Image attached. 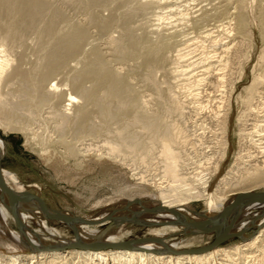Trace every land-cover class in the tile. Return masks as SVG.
Returning <instances> with one entry per match:
<instances>
[{
	"label": "bare ground",
	"instance_id": "obj_1",
	"mask_svg": "<svg viewBox=\"0 0 264 264\" xmlns=\"http://www.w3.org/2000/svg\"><path fill=\"white\" fill-rule=\"evenodd\" d=\"M68 1L75 7V11L90 10L88 19L97 24L101 32H111L114 24H120L123 37L110 36L112 44L124 59L136 58L141 61L139 70L142 72V77L154 89L167 111L175 104L179 109L185 107L172 82H175V87L178 86L181 77L187 74L189 68L191 69L188 65L196 63V60L191 61L192 58L194 59L192 55L199 47L205 48L204 41L211 38L214 32H219L220 37L215 41L219 45L224 44V47L227 41L222 42L224 39L222 34L227 33L228 37H233L231 39L234 41L233 45L229 46L230 41L229 47L224 50L227 53L236 47V52L244 56L242 51L247 45L260 46L257 56L259 71L254 75L251 83L236 96V101L241 105L236 115L237 124L240 126L241 139H239L243 145H246L242 150H246L247 146L251 148L247 149L246 155H240L239 158L242 160L235 168V172L228 173L229 175L222 179L221 185L224 184V187L222 186L224 189L220 191L218 188L211 195L207 192L210 177L204 176L207 174H202V171L191 175L187 159L183 158L176 147L181 137L185 141L191 140L190 137H199L197 129H190L182 123L177 130L174 128L172 130L166 115L152 112L149 107L151 101L145 99L142 92L135 89L126 77L108 64L103 54L105 50L102 52L96 46L89 47V29L82 22L78 23L69 18L73 11L68 16L64 7L48 0H0V116L4 117L2 122L0 121L1 125L5 126L6 130L24 131L33 130L36 125L40 133L32 131L31 134L42 147L44 146L43 148L49 149L53 143H60L65 147L66 152L76 159L82 153L89 154L92 144L86 141L98 137L102 131L114 138L106 139L112 155L128 156L143 163L149 162V154H153L151 152L159 144L161 145L159 151L163 157V168H161L164 172L163 177L168 179L170 185L169 188L159 186V194L155 198L157 200L148 202V199L143 198L148 201L142 199L127 204L124 209L129 212L123 211L119 213L120 216L112 212L85 219L35 203L29 195L23 193L25 187L19 177L3 169L0 162V200L11 212L19 229V232L12 231L11 235H7L9 242L3 241L0 244V264H264V201H254L253 195L255 193L264 195V191L240 195L232 203L228 199V196L235 193L256 190L264 186V91L261 89L264 88V0H231L233 10L230 16H227L228 25L224 23L227 26L222 24L221 19V24L210 23L213 10L209 13V10L201 8L199 11L203 10L202 13L196 14L193 11L198 8L196 7L186 13L185 30H179L176 27L178 23H175L174 32L169 28H167L169 31L160 29L162 22L167 19L166 15L174 9L170 6L172 8L170 10L164 6L167 0H120L119 2L126 3L123 4L126 6L125 18L118 16L117 8L112 6L116 0ZM179 1L175 0V3ZM192 1L194 3L199 0ZM99 8L108 10L110 14L101 15ZM148 13L154 16L155 21L153 23L152 20L151 25L157 28L154 31L156 35H151L145 24L140 32L134 29V22L141 20ZM175 14L177 16V13ZM77 21H80V18ZM188 29L192 31L187 32ZM256 29L259 33L258 39H255ZM31 32L43 46L34 59H27L26 49L30 45L27 39L28 33ZM191 33L203 38L200 41L202 44L198 42L197 47L191 48L195 44L187 43L194 38L190 36ZM195 40L193 41L196 42ZM219 57L221 59L219 58L218 61L216 58V60L221 68L216 67V70L218 69L216 74L219 76H215V81L219 92L222 91L220 94L225 98L220 105L227 107L224 111L219 110L216 115L224 118V128L227 133L234 103L232 98L235 83L230 84V77L228 78L230 74L228 75L225 70L230 61L228 55L220 54ZM205 58L207 60L206 56ZM187 59L190 63L185 64ZM205 62L204 65H209ZM186 66L189 68L187 69ZM210 68L213 69V66L207 67L206 71ZM160 73H163V80L159 76ZM200 76L199 79L192 77L196 80L190 81L191 84L196 87H201L203 82L205 84L206 77L200 78ZM170 80H173L171 84ZM188 93L190 91L186 95ZM201 106L203 107L204 104ZM184 115L182 111L181 117L184 118ZM50 130L56 132V138L50 137ZM225 144L227 146V140ZM5 145L0 137V161ZM225 156L226 149L222 154V160ZM219 166L220 164L215 168V172L219 170ZM180 186L186 189L185 193L181 192V194L177 191ZM201 197H209L210 212L201 214L194 212L193 214L197 216L195 219L184 208L186 204L184 199ZM12 198L15 214L12 212ZM131 205L136 207L130 209ZM114 216L124 222L155 226L151 229L152 236L116 242L105 239L102 241L101 238V241L98 240L99 238L93 239L91 234L93 231L88 230V225L99 224ZM30 217L36 221L39 229L27 225L26 219ZM46 219L64 221L74 232V240L66 241L60 231L51 227ZM121 221H117V224H121ZM251 228L258 229L249 235L248 231ZM179 231L206 233L209 238L198 247L178 250L175 246L179 240H169L167 237ZM49 235L58 237L59 240L52 241ZM105 236L106 233L103 238ZM234 237L240 242L226 245L227 242L234 240ZM199 241V239L195 240V242ZM69 242H77L79 246L69 247ZM111 243H118V247L107 246ZM17 246L22 250L16 249Z\"/></svg>",
	"mask_w": 264,
	"mask_h": 264
},
{
	"label": "rangeland",
	"instance_id": "obj_2",
	"mask_svg": "<svg viewBox=\"0 0 264 264\" xmlns=\"http://www.w3.org/2000/svg\"><path fill=\"white\" fill-rule=\"evenodd\" d=\"M48 1H52L56 5L64 7L68 16L70 15L71 11H73L71 13V15L69 16V18L73 19L75 22H78V23L82 22V24L86 25L89 29V34H90L89 47L96 46L99 49H101L102 52L105 50L103 52V54H104V56H106L105 58H106L108 64L112 68L117 70L122 76L126 77L133 84L135 89L142 92L144 94L145 99H149L151 101L149 107L152 109L151 110L152 112L156 111L157 113H160V114L163 113L164 115H166V120L168 122H170V124L172 125L171 126L172 130H173V128H174V130H177L179 127H181L182 123H183V125H185V127H188L190 129H192V128L197 129L196 131H198L197 133H198L199 137H193V138L190 137L189 139H191V140H189V141H187V140L185 141V139H183L181 137L178 140V144H176V147L178 148V150H180L183 158L187 159L186 161L188 163V168H189L188 170H189V172H192L191 175L196 174L195 172H197V171L198 172L202 171V174H207L204 176L210 177L209 178L210 181L207 184V188H208L207 192L208 193H211V195H212L216 192V190L218 188H219L218 190H220V191L222 189H224L223 188L224 184L221 185L222 179L227 177L229 175L228 173L232 174L235 172V168H237L238 163L241 162V160H242V159L240 160V158H239L240 155L245 154V153L247 154V149L251 148V147L247 146L246 150H242L246 145L244 144L245 145L244 146L240 140L241 139L240 134H239L240 133V126L237 124V121H236L237 112L241 108L240 103L238 101H236V96L244 89V87L248 86L251 83V80L254 78V75H256L257 72L259 71V64L257 61V56H258L259 51H260V46L258 47V45H257V46L252 47V46L247 45L244 48V51H242V52H244L243 53L244 56H242V54H240V53L238 54L236 52V47L232 48L229 51L230 53H227L224 50L227 47L233 45L234 41H231V39L233 37H228L227 33L222 34V37L225 39V40L223 39L222 42L227 41L225 44V47H224V44H222V45H219V43L217 44V42L215 40L219 39L220 36H218L219 32H214L212 34L211 38L204 41V43L206 42L205 48L199 47L203 50L198 48L197 49L198 52L196 51L192 55V56H194V59L192 58L191 61L196 60V63H195L196 66H194L195 64L194 65L192 64L191 66L189 64L188 66L191 67V69L188 66H186L187 69L189 68V70H187V74L183 75V76L187 75L186 78L183 76L181 77L180 81L183 83H180V81H178L179 82L178 86L176 85L177 87H175V82H172L173 80H170V84L172 82V84L174 85L175 91H177L176 93L181 97V100L184 102L185 107L183 109H179L175 104L172 109H169L167 111L164 108L163 103L158 99L154 89L152 87H150L147 84V82L144 80V78L142 77V74H141L142 72L139 70L141 61H139L136 58L124 59V57L120 56V53L115 49V46L112 44V42H111L112 35H114V37H116V38L123 37V31H122V28H121L119 23L114 24L112 26V28L110 30L111 32H109V31L108 32H101V30L99 29L97 24L89 21V19H88L89 15L88 14L90 13V10L86 9V11H84V10L75 11L74 10L75 7L71 3H69V1L67 2V0L66 1L65 0H48ZM74 1L77 2L80 0H74ZM119 1L120 0L114 1L112 6L117 8V13L119 12L118 16L125 18L126 13L124 11L126 9V6H124L123 4L126 5V3H124L123 1L122 2H119ZM187 1L181 0V2L179 1V2L175 3V0H167V2L164 3V6H166L167 9L170 8V10H171L172 9L171 7H173L174 9H172L171 11L168 10V11H170L169 12L170 14L168 13L170 16L166 15L167 19H165L162 22L163 24H161L160 29H162L163 31H167L168 30L167 28H169L171 30L173 29V32H174V31H176L175 28L178 27L179 30H182V31L185 30V25H186L185 22L186 21L184 18L186 16V13L191 12V10H193L196 7L200 8V9L197 8V9L193 10L196 12V14H198V12L202 13L203 10L201 12L199 11V10H201V8L209 10V13H210V11L213 10L211 12V19L212 20L210 23L221 24V21H220V19H221L223 21L222 24L225 23L228 25V23H227L228 17L230 16L231 11L233 10L231 0H222V1L221 0H218V1L217 0H203V1L199 0V1H195L196 3L195 2L193 3L192 0H187ZM204 2H205V4H203ZM213 2H214V4H213ZM171 3H173V4H171ZM206 3H207V5H206ZM184 4L189 6V8L187 6L185 7ZM174 5H175V7H174ZM208 5H210V7ZM214 7H216V8H214ZM166 8H165V11H166ZM121 9H123V10L121 11ZM216 9H217V11H216ZM98 10L100 11L101 15H103V16H107L110 14V12L108 10L101 9V8H99ZM180 10H181V12H180ZM75 12H76V14H75ZM175 13H177V16H175L176 15ZM77 14H79V15L77 16ZM178 14L179 15L181 14V15L178 16ZM173 16L176 19L172 18ZM153 17L154 16H152L150 13H148L145 16H143V18H141V20L135 21L133 24L135 31L140 32L142 27L144 26L143 24H145V27L148 30V32L151 35H156L154 33V31L157 28L156 27L154 28L151 25L155 21V19ZM76 18H78V19H76ZM79 18H80V21H77V20H79ZM83 18L84 19L86 18V19L84 20ZM169 18H171V20H169ZM150 19H151V21H150ZM223 19H225V20H223ZM152 20H153V23H152ZM180 20L182 22L184 21L183 24ZM212 21H215V22H212ZM146 22L148 24H146ZM175 23L176 24L178 23L179 25L177 24V26L175 27L174 26V25H176ZM167 24H169L170 26L172 25L171 27H173V28L168 27L169 25H167ZM227 25H225V26H227ZM209 28H211V27H209ZM212 30L215 31V29H212ZM191 31L192 30H189V29L187 30V32H191ZM256 31H257V29L255 30V37H256L255 39H258L259 33ZM106 33L108 36L106 35ZM113 33H115L117 35H115ZM34 36L35 35L33 34V32L28 33V39H27L28 41L27 42L30 45L26 49L27 53H28L27 59H29V58L34 59L37 56V54L39 53L41 47L43 46V44H41L38 39L34 38ZM190 36L194 37V38H192V40L190 42H187V43L188 44L195 43L193 46H191V48L197 47L198 42H199V44H202V42H200V41L203 38L197 37L196 33H191ZM193 40H195L196 42H194ZM230 41H231V43L232 42L233 43L232 44L229 43ZM106 44H107V46H106ZM111 44H112V46H111ZM220 47H222V48H220ZM20 50H22V49H20ZM175 53H177V52L175 51ZM175 53H173V55H175ZM208 53L209 54L211 53L210 57H209ZM214 54H215V56H214ZM220 54L221 55L225 54V56L228 55L230 61H229V64L226 66L225 70L227 71L228 75L230 74L228 76V78L230 77L229 78L230 84L232 82H233V84L235 83V85H234L235 90L233 92L234 95L232 98V103L233 102L234 103L232 104L233 106L231 109L230 119L228 122L227 133L225 132V128H224V124H225L223 122L224 118L221 116H217L218 114L216 115V113H218L219 110L224 111V109L227 107L226 105H225V107L220 105V103L223 100H225V98L222 97V95H221L222 91L219 92V87L216 85V81H215L216 80L215 76L217 75L216 74L217 70L221 68L220 63L218 62L219 58H220L219 57ZM205 56L207 57V60H206ZM212 58H213V60H212ZM216 58L218 61L216 60ZM226 60H227V58H226ZM200 61H202L201 64H200ZM213 61H214V63H213ZM204 62L209 64V65L205 64L206 65L205 66ZM188 63H190L189 59H187V63H185V64H188ZM217 63H219V64H217ZM211 64H213V65H211ZM24 66L26 67L27 65L25 64ZM209 66H211V67L213 66V69L210 68L209 70L206 71V68ZM222 66L224 67V65H222ZM216 67L218 68L217 70H216ZM199 68H201V70ZM244 68H245V71H244ZM196 69L197 70L199 69V70L197 71ZM193 71L194 72L196 71V72L193 73ZM162 75H163V73L159 74V76L163 80ZM199 76H200V78L203 76L206 77V80H205L206 83L204 84V82H203L200 85L201 87H199V86L196 87V86L192 85L190 81H195L196 79H199ZM217 76H219V75H217ZM192 77H195L196 79L194 78V80H193ZM213 79H214V82H213ZM215 85L217 87H215ZM164 88H166V85H164ZM237 88H239V89L237 90ZM188 89H190V90H188ZM261 89H262V91H264V88H261ZM207 90H208V92H207ZM215 90H217V91H215ZM189 91H190V93H188V95L190 94L189 95L190 97L188 95H186V93ZM210 91L212 93H210ZM218 96H220L221 98ZM167 97H168V95H167ZM194 97H196V98H194ZM192 98H194V99H192ZM218 99H219V101H218ZM186 103H188V104H186ZM203 104H204V106L202 107L201 105H203ZM222 105H224V103H222ZM182 111L185 114L184 118L181 117ZM3 119H4V117L0 116L1 122ZM185 121H186V123H185ZM1 122H0V137L4 140V142L6 144L5 150L2 154V158L0 161L1 166L3 169L8 170V171L14 173L15 175H17L19 177L21 184L25 187V189L23 190V193L26 195H29L34 200V202L38 203L39 205L40 204L44 205L42 202V200H44L48 205V206L47 205H44V206L49 207L50 209L68 212V213H70L74 216H78L80 218H85V219L91 218L92 219L96 215L99 216V215L109 214L112 212L114 214L119 215V213H121L123 211L129 212L128 210L126 211V209H124V207H126L127 204L134 202L135 200H142L143 198L149 200L148 201V200L143 199V201H146V202L147 201L152 202L154 200H157L155 198L157 197V194H159V186L163 185L166 188H169V186H170L168 184L169 183L168 179H166V177L165 178L163 177L164 172H163V169H161V168H163V157L161 156V151H159V150H161V145H159V144H157L155 146L154 150L151 152L153 154H149V157H148L149 162L143 163L139 159L136 161V160H133V158L130 159L131 157H128V156L126 157L124 155H120V156L112 155L109 151V148H108L110 145L108 143H106V139L109 138V139L113 140L114 138L112 135L107 134L106 132L102 131L98 135V137L86 141L87 143L92 144L91 145L92 151L90 150L89 154L82 153L79 156V158L76 159V158H73L72 156H70L66 152L65 147L63 145H61L60 143H53V145L49 149L43 148L44 146L42 147V145L40 143H38L36 141V139L31 134V133H33L32 131H34V132L37 131V133H40V131H38L39 129L36 125L33 127V130H30V131L29 130L24 131L21 129L6 130L5 126L1 125ZM230 125H232V126L230 127ZM238 126H239V128H238ZM51 131L52 130L49 131L50 137L53 139L56 138V136H57L56 132L52 131V133H51ZM228 135H229V137H228ZM26 136H29V137H26ZM226 140L228 142L227 146L225 144ZM223 145H225V146H223ZM100 149H101V151H99ZM225 149H226V156L222 160V154L225 151ZM50 153H51V155H50ZM94 153H96V154H94ZM102 154H104V155H102ZM63 155H65V156H63ZM90 156H92V157H90ZM116 157H118V158H116ZM62 158H65V159H62ZM63 160H64V162H63ZM66 160H67V163H66ZM92 160H94V161H92ZM101 160H103V161H101ZM218 164H220L219 170L215 172V168L217 167ZM158 167H159V169H158ZM58 168H60V169H58ZM64 168H66V169L64 170ZM59 170H61V171H59ZM57 171H59V172H57ZM60 172H62V173H60ZM142 178L145 180H143ZM140 183H142V184H140ZM166 184H168V185H166ZM139 185H141L142 187H139ZM220 185H221V187H219ZM143 186H146L145 187L146 189ZM180 187L177 188V191L180 193L181 192L185 193L186 189L183 186H180ZM13 188L15 189V187H13ZM259 191L260 192L264 191V186H261V187L257 188L256 190L235 193L233 195L228 196V199H230V201L232 203L236 199V197H239L240 195H247V194L255 193V192H259ZM174 193H177V192H174ZM183 196L186 197L185 194H183ZM184 200H185L184 202L186 203L184 205V208L186 209V211H188L187 213H189V215L191 217H194L195 219H197V216L193 214L194 212L200 213V214L210 212L209 211V205H208L209 204V197L208 198H202L201 197L198 199H190V200L184 199ZM19 207H21V206H19ZM119 207H121V209ZM134 207H136V206L131 205L130 209L134 208ZM137 208H139V207H137ZM22 210H24V209H22ZM0 215H1L0 218L3 217V215H4V217L0 219V244H2L3 241L9 242V240L7 239V235H11L12 231L19 232V229L16 226L15 220H14L11 212L6 208V206L4 205V203L1 200H0ZM120 218H122V217H120ZM116 219H117V221H121L116 216H114V218H112L110 220H104V222H101L99 224L88 225L89 226L88 230L93 231V233H91V234H93V237H94L93 239L99 238L98 239L99 241H101V239H102V241H104L103 239H105L106 241L116 242V241H125V240L143 238L146 236L149 237V236H152L151 229L155 228V226H144L142 224L127 222V221L124 222L123 220L121 221V224H117ZM46 220L48 221V223L51 227L60 231V234L62 235V237L64 239H66V241H68V240L73 241L74 240V232L71 230V228L68 227V225L64 221L57 220V219H46ZM34 221H33L32 217L26 219V223L30 228L39 229V225L36 223V221L35 222ZM108 225H109V227H108ZM121 226H123V227H121ZM111 228H113V229H111ZM116 229H118V230H116ZM257 229L258 228H251L248 231L249 235L255 233V231H257ZM88 230L86 229V231H88ZM115 231H116V233H115ZM98 233H100V234H98ZM104 233H106L107 236H105L103 238ZM176 233L168 235L169 237H167V239H169V240H177L178 239L179 241H177L176 246H175L176 249H178V250L198 247L201 245V243L207 242L208 238H209L206 236V233L203 234L201 232L194 233V231L193 232L192 231H189V232L188 231H179ZM112 234H115V235H112ZM61 235H60V238H61ZM201 235H203L204 238L203 237L198 238V236H201ZM49 237H50V235H49ZM106 237H107V239H106ZM50 239L52 241H58L59 240L58 237H53V236H51ZM197 239H199L201 242L200 241L195 242V240H197ZM98 240H96V241H98ZM239 242H240V240L238 238L236 239L234 237V240H232L231 242L230 241L227 242L226 245L227 244L228 245H234V244L239 243ZM191 244H192V246H190ZM18 248H20V246L19 247L17 246L16 249H18ZM18 250L20 251L22 249L20 248ZM18 250H16V251H18Z\"/></svg>",
	"mask_w": 264,
	"mask_h": 264
},
{
	"label": "water",
	"instance_id": "obj_3",
	"mask_svg": "<svg viewBox=\"0 0 264 264\" xmlns=\"http://www.w3.org/2000/svg\"><path fill=\"white\" fill-rule=\"evenodd\" d=\"M254 195V201H264V199H263V197H264V195H262V193H255V194H253ZM12 212H13V210H14V212H15V207H14V199L12 198ZM42 202H43V204L44 205H47V203L44 201V200H42ZM48 206V205H47ZM13 212V213H14ZM15 214V213H14ZM124 243V242H123ZM68 245H69V247H76V246H79L78 244H77V242H69L68 243ZM107 246H111V247H118V243L117 244H114V243H111V244H107ZM106 246V247H107Z\"/></svg>",
	"mask_w": 264,
	"mask_h": 264
}]
</instances>
